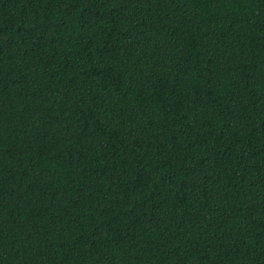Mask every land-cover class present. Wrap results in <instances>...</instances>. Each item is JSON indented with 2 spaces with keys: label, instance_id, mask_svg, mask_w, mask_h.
<instances>
[{
  "label": "trees",
  "instance_id": "1",
  "mask_svg": "<svg viewBox=\"0 0 264 264\" xmlns=\"http://www.w3.org/2000/svg\"><path fill=\"white\" fill-rule=\"evenodd\" d=\"M0 264H264V0H0Z\"/></svg>",
  "mask_w": 264,
  "mask_h": 264
}]
</instances>
